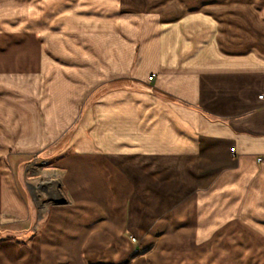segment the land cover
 Wrapping results in <instances>:
<instances>
[{
    "label": "crops",
    "instance_id": "crops-1",
    "mask_svg": "<svg viewBox=\"0 0 264 264\" xmlns=\"http://www.w3.org/2000/svg\"><path fill=\"white\" fill-rule=\"evenodd\" d=\"M66 1L28 4L56 10L40 31L59 64L0 48V218L33 214L2 156L85 122L58 163L65 201L0 238V264H264L224 251L264 250V0Z\"/></svg>",
    "mask_w": 264,
    "mask_h": 264
},
{
    "label": "rangeland",
    "instance_id": "rangeland-1",
    "mask_svg": "<svg viewBox=\"0 0 264 264\" xmlns=\"http://www.w3.org/2000/svg\"><path fill=\"white\" fill-rule=\"evenodd\" d=\"M29 1L32 0H13V9H6L5 12L0 11V20L4 23H0V48H11L12 41L15 46H20L32 52L31 55V73L39 70V53L40 49L43 53H46L48 57H51L49 64L55 66L59 64L54 56H50L46 49L51 50L54 48L55 41L45 42V39L41 35L40 23H44V14L48 17L55 16V9L53 6H47L46 9L41 11L38 8H28ZM34 4L38 5V0H35ZM125 6L122 9L124 12L130 13L135 12V7H145V0H124ZM144 1V2H143ZM149 1V0H148ZM64 4H70V0L64 2ZM138 4V5H136ZM23 5H26L24 8ZM84 8V7H82ZM80 8V17L86 15L87 9ZM41 15V17H39ZM42 26V25H41ZM53 31L56 30L55 24ZM52 31V33H54ZM8 36V39L4 38ZM14 38V39H12ZM27 46V47H26ZM8 48V49H9ZM16 66V70H17ZM68 75L67 77H69ZM153 80V79H152ZM151 80V81H152ZM149 81V82H151ZM56 83L54 77L51 79V85ZM69 86L70 83H67ZM94 89H91L88 97L82 105L78 107L77 112L83 110L84 113L92 108L93 103L97 102L104 94L109 93L107 87L104 88L102 84H95ZM116 90V89H112ZM111 90V91H112ZM54 91V89H53ZM70 92V90H67ZM1 107V105H0ZM62 129L54 127L56 129L55 134L46 136L45 140L41 144L39 149L22 151L21 154H16L14 151L9 150L2 156L3 167L6 172L12 178L16 190L20 196L24 199L26 204L31 209L32 216L30 220L26 222L19 221L14 218H0V238L11 237V238H22L25 236V232L32 225H39L44 222V217L36 220V213L46 214L48 209L53 206L61 204L62 200L65 201L66 193L65 188L62 186L63 172L58 167V163L64 158L70 155L72 146V140L80 125L85 122L80 119H75L70 122H63ZM93 123V122H92ZM51 122H47V125ZM86 135H90L93 126H88ZM84 128V129H85ZM61 200V201H60ZM22 236V237H21ZM129 241L133 248L131 249L128 260L131 257L138 255L137 251V240L136 238H129ZM232 256H262L264 257V250H251V249H229Z\"/></svg>",
    "mask_w": 264,
    "mask_h": 264
},
{
    "label": "built area",
    "instance_id": "built-area-1",
    "mask_svg": "<svg viewBox=\"0 0 264 264\" xmlns=\"http://www.w3.org/2000/svg\"><path fill=\"white\" fill-rule=\"evenodd\" d=\"M154 78V75H150L149 78H148V81H151L152 79ZM257 99L259 101H264V93L260 94L259 96H257ZM231 152H233V149H230ZM258 161H263L264 158L263 157H260L257 159Z\"/></svg>",
    "mask_w": 264,
    "mask_h": 264
},
{
    "label": "bare ground",
    "instance_id": "bare-ground-1",
    "mask_svg": "<svg viewBox=\"0 0 264 264\" xmlns=\"http://www.w3.org/2000/svg\"><path fill=\"white\" fill-rule=\"evenodd\" d=\"M100 179V178H99ZM90 181V180H89ZM93 181V180H92ZM88 184H90L89 182H88ZM91 185V184H90Z\"/></svg>",
    "mask_w": 264,
    "mask_h": 264
}]
</instances>
